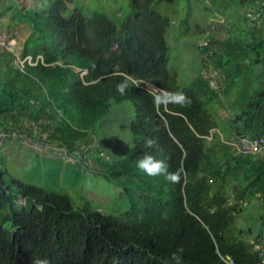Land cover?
<instances>
[{"label":"trees","instance_id":"trees-1","mask_svg":"<svg viewBox=\"0 0 264 264\" xmlns=\"http://www.w3.org/2000/svg\"><path fill=\"white\" fill-rule=\"evenodd\" d=\"M158 1L177 0H131L120 24L101 12L87 17L79 8L63 17L73 0H56L41 12L19 9L31 29L21 58L32 63L16 68L14 55L0 48L6 64L0 72V140L14 131L39 143L46 135L90 174L114 184L128 208L121 214L76 208L66 194L15 179L7 183L0 158V264H177L173 253L179 264H264V155L238 153L228 137L212 134L219 129L214 106L227 107L238 90L240 102L229 108L226 122L230 135L234 142L264 139V0L230 1L238 15L245 8L239 18L245 39L234 36L241 22L224 39L214 25L205 28L209 43L199 50L208 55L187 86L170 69L173 21L155 9ZM251 9L259 14L255 20ZM191 30L186 18L175 32ZM217 42L220 47L211 50ZM122 82L127 86L120 95ZM173 93L187 101L174 102ZM123 103L133 106L131 147L113 159L97 133L113 105ZM148 139L155 141L152 148ZM144 154L164 161L179 179L141 173L136 161ZM88 161L98 167H86ZM257 201L260 211L244 213Z\"/></svg>","mask_w":264,"mask_h":264},{"label":"rangeland","instance_id":"rangeland-1","mask_svg":"<svg viewBox=\"0 0 264 264\" xmlns=\"http://www.w3.org/2000/svg\"><path fill=\"white\" fill-rule=\"evenodd\" d=\"M55 1L0 0V35L4 41H10L16 46L14 55H17V59L13 56L16 68L23 69L26 62L30 61V57L21 58L22 49L31 36V29L28 21L21 20L19 9L28 8L39 12L46 11ZM230 1L177 0L173 5L156 2L155 9L162 15L170 17L173 21L168 39L171 47L169 66L170 69L178 73L182 86L189 85L199 74L202 70L205 55H208L199 50V46L206 48V45H203L206 42L205 28L208 29V27L214 25L217 37L224 39L233 31L234 27H239L237 23L241 22L239 18L241 15L243 17L245 8L241 9V14L238 15L237 6L232 5ZM130 2L131 0H73L72 3L67 4L68 9L62 15L67 18L75 8H79L87 17L95 12H101L120 24L125 16L131 12ZM225 5H228L226 6L228 9L224 11L221 7ZM235 13L238 21H235ZM186 18L190 21L191 33L186 36H179L175 31L178 30L180 22ZM198 24L203 26L200 31L196 30ZM240 27L239 31H234V36L245 39L246 26L243 21L240 23ZM218 46L220 47V43L217 42L209 48L214 50ZM5 65L4 56H0V72ZM1 77L3 76L1 75ZM2 81L0 80V82ZM244 93L247 95L246 90H244ZM239 102L240 95L238 90H235L227 99V107L226 105L225 107L216 105L214 106L216 113L213 114L216 121L219 122V129L214 130L212 134H219L226 139L228 137L229 142H231L229 145L233 146L234 149H236L237 142H234V138L230 135V128L226 122L230 116L229 108H235ZM132 118L133 106L130 103L113 105L110 116L107 118L108 121L103 124V127L97 133L103 150L108 152L107 154L113 159L122 157L129 152L131 147L129 121ZM25 125L27 128H38L37 124ZM34 132L36 133V131ZM3 135L4 137L0 140V158L8 171V175L5 176L7 183L11 182V179H15L26 185L66 194L76 208H84L88 205L93 209L100 208L114 214H121L128 208V202L124 196L118 195L119 190L115 188L114 184H109L105 179L90 174L81 162L76 161L72 156H68L65 151H61L58 145L46 142V135L42 136L44 142L40 143L38 142L39 138L36 136L29 135L28 137L26 134L21 136L20 133L15 131ZM116 150H119L118 154ZM85 166L89 168L98 167L94 161H88ZM115 194L117 195L115 196ZM18 204L23 206L25 201L19 199ZM247 204L248 207H246L244 213L261 210L259 201L254 203V206ZM250 216L248 215V217ZM253 222L252 216L250 223ZM237 224L239 227L244 226V218L239 217ZM256 225L257 223H255Z\"/></svg>","mask_w":264,"mask_h":264},{"label":"clouds","instance_id":"clouds-1","mask_svg":"<svg viewBox=\"0 0 264 264\" xmlns=\"http://www.w3.org/2000/svg\"><path fill=\"white\" fill-rule=\"evenodd\" d=\"M87 72H84L86 74ZM125 83H120L116 86V91L118 94L123 95L126 89ZM174 102L179 104H184L187 101V98L182 93H173L171 94ZM155 145V141L152 139L146 140V146L152 148ZM136 167L141 172L150 177L161 176L163 175L165 179L175 182L179 179V173H170L167 171V165L162 160L156 159L151 154H144L136 161ZM179 251H182L179 250ZM172 259L179 264V256L176 253L172 254ZM33 264H48L47 259H36L33 261Z\"/></svg>","mask_w":264,"mask_h":264},{"label":"built area","instance_id":"built-area-1","mask_svg":"<svg viewBox=\"0 0 264 264\" xmlns=\"http://www.w3.org/2000/svg\"><path fill=\"white\" fill-rule=\"evenodd\" d=\"M262 6H264V4H262ZM258 15L259 14L256 12V10H253V9H251V12L248 14V16L254 20L257 18ZM213 28H214L213 30L215 31L214 26H213ZM210 33L211 32L208 31L206 33V36H208V34H210ZM208 43H209V41L206 39V42H204L203 45H206ZM0 48H2L5 51L11 52L14 55L16 46L14 43H11L10 41H7V42H6V40L4 41V39L0 35ZM15 58L17 59V55L15 56ZM27 62L32 63V58L30 57V61H27ZM211 76H212L211 86L217 89L218 85H217V82L215 81V79L217 78V76H219V73L213 69V71L211 72ZM236 149H237L238 153H253V154H262L263 155V153H264V139L251 140L249 138H243L236 143Z\"/></svg>","mask_w":264,"mask_h":264}]
</instances>
